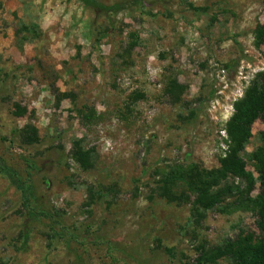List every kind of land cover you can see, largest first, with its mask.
<instances>
[{
	"label": "rangeland",
	"instance_id": "374dc122",
	"mask_svg": "<svg viewBox=\"0 0 264 264\" xmlns=\"http://www.w3.org/2000/svg\"><path fill=\"white\" fill-rule=\"evenodd\" d=\"M141 1L110 20L76 0H0V264H197L203 241L260 235L253 213L194 226L190 206L150 197L169 166H220L234 103L264 72V0ZM130 32L140 45L126 54ZM173 78L186 87L179 104L165 94ZM28 125L33 146L19 137ZM78 139L96 152L91 172L70 159ZM87 183L114 192L88 209Z\"/></svg>",
	"mask_w": 264,
	"mask_h": 264
},
{
	"label": "trees",
	"instance_id": "16d2710c",
	"mask_svg": "<svg viewBox=\"0 0 264 264\" xmlns=\"http://www.w3.org/2000/svg\"><path fill=\"white\" fill-rule=\"evenodd\" d=\"M83 6L95 10L100 15L111 17L110 20L124 11L136 6H143L141 0L122 1L107 6L96 0H76ZM102 33L111 35L114 23ZM27 34L33 37L36 30L24 27ZM34 41L35 38H32ZM255 46L260 49L264 45V24H258L254 31ZM140 45V36L136 32L129 33L126 54H131ZM1 64V58H0ZM186 87L178 79H170L165 94L174 104L182 102ZM234 113L225 126L227 150L220 159V166L206 169L199 164L176 163L167 167L156 182L153 196L167 203L179 206H190V221L200 226L211 212L231 216L238 213H253L257 217L260 235L240 234L235 238H227L219 245H210L203 241L197 247V264H264V131L258 134L259 146L246 155V149L254 138L253 127L258 122L264 123V72L245 90L242 98L234 103ZM87 121L95 117V110L84 114ZM92 119V120H91ZM21 142L25 146H33L40 142L39 130L28 125L19 132ZM245 155L254 164L257 175L248 171ZM70 159L77 169L83 173L91 172L97 164L94 149H88L82 140H75L70 152ZM73 184V183H72ZM260 187V192L256 190ZM32 189L30 185L23 187L24 206L32 219L39 216L31 210ZM88 209L98 201L113 194L114 189L104 186L86 184ZM173 255V250L168 249Z\"/></svg>",
	"mask_w": 264,
	"mask_h": 264
}]
</instances>
